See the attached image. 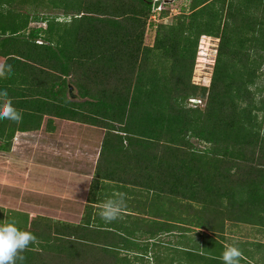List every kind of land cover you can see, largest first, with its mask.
Masks as SVG:
<instances>
[{
  "label": "trees",
  "instance_id": "16d2710c",
  "mask_svg": "<svg viewBox=\"0 0 264 264\" xmlns=\"http://www.w3.org/2000/svg\"><path fill=\"white\" fill-rule=\"evenodd\" d=\"M153 2L0 0V57L12 66L0 88L22 115L5 150L16 130H38L44 116L100 127L120 179L199 202L198 226L211 236L200 235L198 251L154 246L150 262H134L125 244L101 238L109 234L38 217L20 229L36 239L17 264H223L225 221L264 225V0H191L155 27L149 47ZM31 22L46 27L27 34ZM208 38L218 46L201 87L191 79ZM71 86L88 101H70ZM9 121L0 119V140ZM253 259L245 251L239 264Z\"/></svg>",
  "mask_w": 264,
  "mask_h": 264
},
{
  "label": "crops",
  "instance_id": "0c3cea01",
  "mask_svg": "<svg viewBox=\"0 0 264 264\" xmlns=\"http://www.w3.org/2000/svg\"><path fill=\"white\" fill-rule=\"evenodd\" d=\"M58 19L63 21L64 17ZM45 27V23L31 22L26 33ZM148 32L152 34L149 42ZM154 37L155 31L148 28L145 45L151 47ZM42 43L38 38L36 44ZM4 61L0 57V65ZM69 93V100L76 104L88 101L79 97L72 86ZM15 125L12 127L9 121L0 140V212L4 224H20L27 229L34 219L41 217L87 227L89 231L109 234L102 235V239L125 244L123 253L134 262L142 257L150 262L154 246L198 251L204 242L200 235L211 236L198 226L202 207L199 202L188 205L181 199L154 195L135 176L120 179L113 168L110 146L102 152L104 129L44 116L38 130H16L6 151V137L18 127V122ZM120 194L124 207L119 218L105 222L99 214L100 206ZM246 230L253 233L251 237L244 234ZM223 246H236L242 254L246 251L253 255L255 264H264V225L225 221Z\"/></svg>",
  "mask_w": 264,
  "mask_h": 264
},
{
  "label": "clouds",
  "instance_id": "9594fccd",
  "mask_svg": "<svg viewBox=\"0 0 264 264\" xmlns=\"http://www.w3.org/2000/svg\"><path fill=\"white\" fill-rule=\"evenodd\" d=\"M10 64L0 65V77L10 72ZM0 119L14 122L22 120L21 112L18 111L8 98L7 89L0 88ZM100 216L105 222H112L119 218L124 207L123 194L119 198L106 200L100 206ZM36 237L28 232L20 230L14 223L0 225V264H17L23 261L21 253L35 242ZM242 253L236 246H229L221 256L223 264H239Z\"/></svg>",
  "mask_w": 264,
  "mask_h": 264
},
{
  "label": "rangeland",
  "instance_id": "374dc122",
  "mask_svg": "<svg viewBox=\"0 0 264 264\" xmlns=\"http://www.w3.org/2000/svg\"><path fill=\"white\" fill-rule=\"evenodd\" d=\"M166 0H162V4L159 8V10L154 11L155 13L152 15L151 18V27H149L152 31H155V27L160 24H170L173 17L181 13L182 11H187L188 5L191 2V0H168L169 2H165ZM161 11H168V16L165 18L160 17ZM154 19V21L152 20ZM154 22V23H153ZM147 42L151 41L152 34L148 32ZM203 42V43H202ZM203 47L204 49L201 50L200 47ZM218 46V40L213 38L208 39H200L199 45L197 48V54L195 59V65L192 73V83L201 87H208L210 83V78L212 74V68L214 65V60L216 56V49ZM199 53H203L204 55L199 57ZM202 60H200V59ZM259 84L264 87V74L262 78L259 80ZM200 100V99H199ZM203 101L201 100V104L203 105ZM202 105L200 107H202ZM200 146H198L199 148ZM126 179H123V182H125ZM16 222H22V219H15ZM19 229H22V225L19 224L17 226ZM244 234L247 235V237H251V234L249 230H246ZM253 236V235H252ZM199 250V249H197ZM211 250V249H208ZM201 251V250H200ZM203 254V252L201 251ZM200 262V261H199ZM205 263V260H204ZM200 264V263H199Z\"/></svg>",
  "mask_w": 264,
  "mask_h": 264
},
{
  "label": "water",
  "instance_id": "95a60500",
  "mask_svg": "<svg viewBox=\"0 0 264 264\" xmlns=\"http://www.w3.org/2000/svg\"><path fill=\"white\" fill-rule=\"evenodd\" d=\"M165 2H169V1L166 0ZM161 4H162V0H154V2H153V11L159 10Z\"/></svg>",
  "mask_w": 264,
  "mask_h": 264
},
{
  "label": "built area",
  "instance_id": "2783aa9c",
  "mask_svg": "<svg viewBox=\"0 0 264 264\" xmlns=\"http://www.w3.org/2000/svg\"><path fill=\"white\" fill-rule=\"evenodd\" d=\"M152 18V17H151ZM153 21H154V19H152ZM155 22V21H154ZM189 102H190V104L192 105V106H197V105H200L201 104V101L200 100H198V99H191V100H189Z\"/></svg>",
  "mask_w": 264,
  "mask_h": 264
}]
</instances>
